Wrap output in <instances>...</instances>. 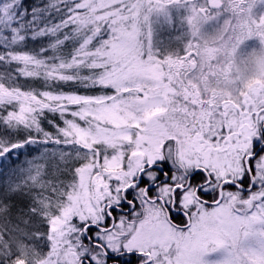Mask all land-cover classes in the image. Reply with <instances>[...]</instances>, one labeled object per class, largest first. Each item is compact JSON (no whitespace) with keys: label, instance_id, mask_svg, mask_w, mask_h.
<instances>
[{"label":"snow or ice","instance_id":"6c2138e0","mask_svg":"<svg viewBox=\"0 0 264 264\" xmlns=\"http://www.w3.org/2000/svg\"><path fill=\"white\" fill-rule=\"evenodd\" d=\"M0 264H264V0H0Z\"/></svg>","mask_w":264,"mask_h":264},{"label":"trees","instance_id":"16d2710c","mask_svg":"<svg viewBox=\"0 0 264 264\" xmlns=\"http://www.w3.org/2000/svg\"><path fill=\"white\" fill-rule=\"evenodd\" d=\"M40 0H26L27 4H38Z\"/></svg>","mask_w":264,"mask_h":264}]
</instances>
